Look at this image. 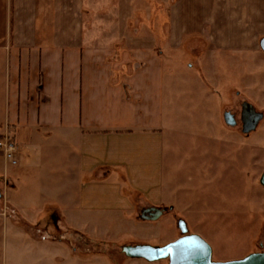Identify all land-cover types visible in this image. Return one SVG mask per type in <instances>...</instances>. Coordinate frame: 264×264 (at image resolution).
Instances as JSON below:
<instances>
[{
	"label": "crops",
	"instance_id": "crops-1",
	"mask_svg": "<svg viewBox=\"0 0 264 264\" xmlns=\"http://www.w3.org/2000/svg\"><path fill=\"white\" fill-rule=\"evenodd\" d=\"M261 33L264 0H0V135L17 144L16 164L0 153L1 264H131L91 244L171 207L170 105L206 85L167 50L213 85L225 57L243 86Z\"/></svg>",
	"mask_w": 264,
	"mask_h": 264
},
{
	"label": "rangeland",
	"instance_id": "rangeland-1",
	"mask_svg": "<svg viewBox=\"0 0 264 264\" xmlns=\"http://www.w3.org/2000/svg\"><path fill=\"white\" fill-rule=\"evenodd\" d=\"M258 40L256 49L247 54L248 84L243 86L238 66L225 57L219 60L218 67L221 72L229 70L233 74L228 76L227 84L213 85L196 68L190 54L175 55L167 50L166 55L172 56V59L168 56L169 62L177 61L183 72L191 69L190 72L199 73L206 84L186 81L181 85V93L174 95L177 100L170 105L172 146L168 156L167 201L172 203L173 212L153 221V227L128 225L117 229L118 236L113 240L118 247L92 243L91 257L98 254L94 250H107L120 263L126 260L131 264H169L166 259L153 262L125 259L121 246L133 242L164 245L178 236V218L187 222L192 233L200 234L211 244L214 260L239 259L264 250V185L260 182L264 171V119L248 135L242 132L240 121L244 100L264 112V51ZM207 89L216 90V98L210 99ZM226 110L236 114L237 126L226 124L223 118ZM1 164L0 155V169ZM2 254L0 230V264ZM73 258L75 262L79 257Z\"/></svg>",
	"mask_w": 264,
	"mask_h": 264
},
{
	"label": "water",
	"instance_id": "water-1",
	"mask_svg": "<svg viewBox=\"0 0 264 264\" xmlns=\"http://www.w3.org/2000/svg\"><path fill=\"white\" fill-rule=\"evenodd\" d=\"M260 47L264 51V36L260 39ZM263 119L264 112L257 110L247 100L242 102L240 121L244 134L248 135L256 131ZM224 120L226 124L232 127L238 124L236 115L230 110L224 112ZM260 182L264 185V171ZM166 209L157 206L146 207L141 211L140 218L149 221L158 220ZM178 227L183 235L176 240L164 245L124 244L121 246V252L128 258H143L151 262L166 259L169 264H264V250L252 252L239 259L214 260L213 248L203 236L198 233H190L188 224L184 219H179Z\"/></svg>",
	"mask_w": 264,
	"mask_h": 264
},
{
	"label": "built area",
	"instance_id": "built-area-1",
	"mask_svg": "<svg viewBox=\"0 0 264 264\" xmlns=\"http://www.w3.org/2000/svg\"><path fill=\"white\" fill-rule=\"evenodd\" d=\"M0 153L6 162L13 165L17 163V144L9 130L0 135Z\"/></svg>",
	"mask_w": 264,
	"mask_h": 264
},
{
	"label": "flooded vegetation",
	"instance_id": "flooded-vegetation-1",
	"mask_svg": "<svg viewBox=\"0 0 264 264\" xmlns=\"http://www.w3.org/2000/svg\"><path fill=\"white\" fill-rule=\"evenodd\" d=\"M232 112V111H231ZM233 113V112H232ZM235 114V113H234ZM236 115V114H235ZM237 126V125H236ZM165 208H167L166 209V211L164 212V214H169V213H172L173 212V209L172 208H170V207H165ZM163 214V215H164ZM179 219H181V218H178L177 220H176V228H177V231H178V236L176 237V239H178L179 237H181L183 234L181 233V230L179 229V227H178V221H179ZM189 232L190 233H192L190 230H189ZM176 239H173V240H176ZM172 240V241H173ZM171 242V241H170ZM168 243V242H167ZM123 254V253H122Z\"/></svg>",
	"mask_w": 264,
	"mask_h": 264
},
{
	"label": "bare ground",
	"instance_id": "bare-ground-1",
	"mask_svg": "<svg viewBox=\"0 0 264 264\" xmlns=\"http://www.w3.org/2000/svg\"><path fill=\"white\" fill-rule=\"evenodd\" d=\"M7 170V169H6Z\"/></svg>",
	"mask_w": 264,
	"mask_h": 264
}]
</instances>
